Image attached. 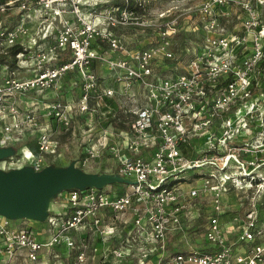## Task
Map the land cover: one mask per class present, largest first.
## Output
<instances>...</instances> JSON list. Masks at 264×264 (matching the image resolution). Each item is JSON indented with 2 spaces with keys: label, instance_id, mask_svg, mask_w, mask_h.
Here are the masks:
<instances>
[{
  "label": "built area",
  "instance_id": "1",
  "mask_svg": "<svg viewBox=\"0 0 264 264\" xmlns=\"http://www.w3.org/2000/svg\"><path fill=\"white\" fill-rule=\"evenodd\" d=\"M109 2L0 1V146H12L23 137V131L34 130L39 113L68 124L69 107L59 98L60 82L73 70L81 73L87 81L82 98L87 99L97 90L96 61L119 84L118 89L103 88L100 96L119 93L126 102L123 111L130 114L123 131L125 143L113 149L118 157L114 173L126 181L117 182L120 187L114 191L103 185L60 192L64 211L44 219L48 224L45 239L31 226L17 228L9 218L0 216V264H15L19 254L30 264H62L61 255L72 254L71 264H93L90 259L99 256L98 264H116L110 261L111 256L122 264H264V217L259 221L253 207L242 214L220 213L221 194L229 185L226 169L230 153L243 148L227 147L233 117L222 121L226 126L222 137H215L211 128L218 111L237 99L252 98L249 95L256 75L264 70V0H201L194 26L200 43L191 50L185 48L190 56L178 67L173 65L175 52L171 47L179 28L178 17L162 13L154 33L157 41L127 48L113 28L144 25L149 0H123L121 5ZM232 9L235 12L231 14ZM62 12L69 15L61 19ZM230 15L240 19L239 32L226 28ZM31 24L36 30L34 36L27 37ZM63 55L66 58L61 61ZM163 60L169 61L170 67L156 68ZM16 71L27 75L19 77ZM238 111L232 116L239 122L251 118L247 107L242 116ZM37 139L38 151H53L55 139L47 131ZM28 151L31 157L17 167H44ZM216 167L220 170L215 173L208 170ZM182 179H193L199 185L181 193ZM200 194L210 195L212 203L203 229L206 246L182 250L174 246L169 252L168 237L181 226L192 199ZM104 212L113 219H123L126 213L123 223L129 228L120 246L110 251L94 247L90 256L89 237L73 233L100 227ZM227 225L231 230L236 225L233 240L225 232ZM53 246H59L56 262L43 257ZM134 248L141 256L132 261Z\"/></svg>",
  "mask_w": 264,
  "mask_h": 264
},
{
  "label": "rangeland",
  "instance_id": "2",
  "mask_svg": "<svg viewBox=\"0 0 264 264\" xmlns=\"http://www.w3.org/2000/svg\"><path fill=\"white\" fill-rule=\"evenodd\" d=\"M2 1V0H0ZM116 1L123 0H110L108 5L116 4ZM201 0H149L148 14L144 15L143 20L146 21L144 25H138L131 23L128 25H118L113 28L114 32L123 39L126 47L139 48L154 44L157 40L154 37L156 26L161 23L160 15L163 13L165 16H175L179 19V28L174 35L172 50L175 52V59L173 65L181 66L186 59L190 56V52L186 51L194 48L200 43V35L194 29L197 21L196 8ZM235 12V9L231 10V14ZM237 12V11H236ZM69 15L67 12L61 14L60 18ZM231 16V15H230ZM1 17V16H0ZM231 21L226 23L228 31L239 32L241 30L240 19L235 16H231ZM31 35L34 36L36 25L31 24ZM189 36V39L185 42V48L180 46V41ZM30 37V36H29ZM106 48L105 45H103ZM108 55V54H106ZM177 63V64H176ZM167 65V66H165ZM159 67H170V62L162 61L156 65ZM93 71L97 76V90L90 92L87 99L82 98L83 83L85 82L81 73L73 70V76L66 75L64 77V84L61 86L62 102L68 105V124L65 126L59 124L53 118H45L41 113L38 115V126L32 131H23L21 138L13 143L14 154L11 157L0 159V168L9 169L17 167L20 164L25 163L27 157L25 155L26 150L29 154L28 147L25 146L26 141L33 144V141L37 143V137L40 133L47 131L48 135H51L53 142V151L45 152L38 151L33 152L32 156L35 161H39L40 165L49 167H64L72 165L74 168L85 173H114L118 166V157L114 153L113 149L121 147L125 143V136L123 131L127 129V123L130 121L129 112H124L123 108L126 107L125 99L119 94L114 93L113 96H100L99 93L103 92V88L117 87L119 84L112 78V73L103 68V65L96 61L93 65ZM68 74V73H67ZM16 75L19 77L26 76L25 71H16ZM31 73L28 75L30 76ZM72 78V80H69ZM87 82V81H86ZM85 82V83H86ZM256 85L253 86L250 91L252 98L237 99L231 102L227 107L221 109L214 116L212 121V127L215 137H222V131L226 129V126L222 124L223 120H227L233 117V122L228 125L230 139L227 140V147L229 146H242L240 151H234L230 153L229 165L227 170V176L229 178V185L222 191L221 194V210L220 213L232 212L242 214L250 207L256 209L257 215H259V221L264 217V70L256 75ZM118 84V85H117ZM118 89V87L116 88ZM32 95V93H31ZM30 95V96H31ZM60 96V95H59ZM51 97V96H49ZM254 97H257L256 99ZM46 98V97H45ZM55 98V97H54ZM105 99H110V102L117 105L113 107L110 103V108L106 105ZM107 104H106V103ZM86 105V109L81 110V107ZM114 109H112V108ZM240 107V108H239ZM245 107L251 110V118L246 119L245 122L238 121L235 116L236 110L239 109L240 116L243 115ZM117 109V110H116ZM230 116V117H229ZM236 129H241L240 134H233ZM44 130V131H43ZM227 151L229 152L228 148ZM210 172H216L220 169H208ZM197 173V172H196ZM186 177V176H185ZM239 179V182H233L232 178ZM198 186L199 182L193 181V179H182V183L179 186L180 192L185 193L191 186ZM106 190L118 189L119 183H113L104 185ZM63 192V191H62ZM63 195L58 193L53 196L49 201V214L56 215L53 211L58 204H63ZM190 210L181 223V226L176 232L171 233L167 239V247L169 252H172V248L176 246L182 250L186 247H205L207 242L204 238L203 229L206 224V220L209 217V213L212 210V203L210 195L200 194L197 199H192ZM64 205V204H63ZM56 211V210H55ZM60 214L63 211H59ZM223 214V220H226ZM123 219L127 218V214L121 216ZM123 219H113L109 217L108 212L102 213L100 227H94L93 231H87L86 228L79 229L73 235L87 236L88 247L87 253L92 256V249L98 248V251L107 247L108 251L121 245L122 239L126 236L125 231L128 223L124 224ZM44 223V224H43ZM43 230L40 233V237L47 235L46 229L48 227L47 222L42 220ZM227 236L229 239H234L236 225L233 230L227 225ZM103 236V238H101ZM259 236V235H258ZM172 247V248H171ZM132 252H135L134 258L141 256V251L134 248ZM94 260L90 259L92 263ZM111 262L116 264H122L115 260L112 256ZM124 262V260H123Z\"/></svg>",
  "mask_w": 264,
  "mask_h": 264
},
{
  "label": "water",
  "instance_id": "3",
  "mask_svg": "<svg viewBox=\"0 0 264 264\" xmlns=\"http://www.w3.org/2000/svg\"><path fill=\"white\" fill-rule=\"evenodd\" d=\"M16 151L13 146H0V159L11 157ZM125 181L118 173H85L72 165L44 166L40 170L30 165L0 168V216L42 221L49 214L50 199L68 188H100Z\"/></svg>",
  "mask_w": 264,
  "mask_h": 264
},
{
  "label": "crops",
  "instance_id": "4",
  "mask_svg": "<svg viewBox=\"0 0 264 264\" xmlns=\"http://www.w3.org/2000/svg\"><path fill=\"white\" fill-rule=\"evenodd\" d=\"M31 33L32 32H29L28 35H26V36L27 37L31 36ZM23 38H25V37H23ZM65 58H66V56L63 55V57L60 60L63 61ZM73 74H74L73 72H69L66 75H69V76L72 77ZM66 75H65V77H66ZM69 80H72V78H70ZM60 84H61V86L64 84V77H63L62 81L60 82ZM61 93L62 92L60 90V93H59L60 96L59 97H61ZM50 94H51V92L46 94V96H45V97H47L46 100H48ZM31 101H34V100H31ZM64 207H65V204L64 205L63 204H58L57 207H56V209H55L56 211L54 210L53 212L56 215H58L59 214V211H61V212L64 211ZM10 222H11V224L14 227H17V228H18V226H23V225L27 224V225L31 226L34 230L36 229L37 231H40V233H41L42 228H43L42 225L44 224V223L42 224V221H38V220L33 221V220H30V219H27V218L10 219ZM41 238L45 239L44 236H42ZM0 243H1V239H0ZM58 250H59V246H53L51 248V250H49L48 252H46L43 257L45 259H50L51 262H53V261L56 262V261H58V260H56L57 259L56 256L57 255H60ZM1 257L2 256H0V258ZM61 257H62L61 258L62 259L61 260L62 264H71L74 255L72 254L69 257H66L64 255H61ZM100 259H101V256L96 257V259L92 263L93 264H98ZM15 264H30V263L25 259L24 255L19 254V256L15 260Z\"/></svg>",
  "mask_w": 264,
  "mask_h": 264
},
{
  "label": "trees",
  "instance_id": "5",
  "mask_svg": "<svg viewBox=\"0 0 264 264\" xmlns=\"http://www.w3.org/2000/svg\"><path fill=\"white\" fill-rule=\"evenodd\" d=\"M116 4H118V5H121L122 4V2L121 1H116L115 2ZM131 6H133V4L132 3H129ZM189 39V36H185L181 41H180V46H182L183 48H185V42L187 41ZM2 60V58H0V61ZM228 81V79L227 80H224L223 81V84H224V82H227ZM252 89V88H251ZM105 101L106 102H109V104L108 105H106L107 107H110V106H112V105H110V103H112V102H110V99H105ZM105 102V103H106ZM107 104V103H106ZM113 104V107L115 106H117L116 104H115V102L114 103H112ZM112 108V107H111ZM113 109V108H112ZM114 110V109H113ZM117 110V109H116ZM25 146L26 147H28V149L29 150H31L32 151V153L34 152V153H36L37 152V150H38V147H37V144H36V142H34L33 141V144L32 143H29L28 141H26V143H25Z\"/></svg>",
  "mask_w": 264,
  "mask_h": 264
},
{
  "label": "bare ground",
  "instance_id": "6",
  "mask_svg": "<svg viewBox=\"0 0 264 264\" xmlns=\"http://www.w3.org/2000/svg\"><path fill=\"white\" fill-rule=\"evenodd\" d=\"M24 154L29 156V154H28V152L26 150L24 151Z\"/></svg>",
  "mask_w": 264,
  "mask_h": 264
}]
</instances>
